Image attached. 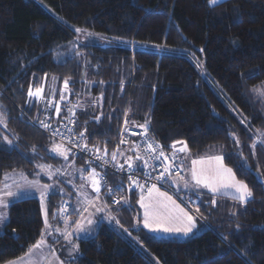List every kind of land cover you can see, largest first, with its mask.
I'll list each match as a JSON object with an SVG mask.
<instances>
[{"label":"trees","instance_id":"obj_1","mask_svg":"<svg viewBox=\"0 0 264 264\" xmlns=\"http://www.w3.org/2000/svg\"><path fill=\"white\" fill-rule=\"evenodd\" d=\"M77 30L99 37L61 59ZM134 43L145 48L131 49ZM65 81L69 101L60 103ZM262 86L264 0H0V186L9 173L33 178L40 163L54 160L60 144L33 124L49 110L51 122L74 115L85 145L108 154L128 109L166 149L182 144L195 157L221 155L251 198L192 194L203 231L159 239L131 229L139 197L126 189L120 212L138 245L102 226L75 244L69 264H264V100L256 95ZM39 88L42 99L29 97ZM62 200L57 193L48 198L53 225ZM7 214L0 264L27 254L46 226L35 197L13 202Z\"/></svg>","mask_w":264,"mask_h":264},{"label":"rangeland","instance_id":"obj_2","mask_svg":"<svg viewBox=\"0 0 264 264\" xmlns=\"http://www.w3.org/2000/svg\"><path fill=\"white\" fill-rule=\"evenodd\" d=\"M96 37H99V36H97L96 34L90 31H80V30L78 31L77 30L76 43L72 45L71 47H69L66 52H64L61 59H65V58H69L73 56V54L76 52L78 48H80L82 45L88 42L89 39H96ZM135 48L143 49L145 48V45H141V44L139 45V44L134 43L132 44L131 49H135ZM57 61L62 62L58 59ZM194 61L196 62L198 66H202L200 59L194 58ZM198 69L201 71L203 78L213 89L218 88V85L216 83L211 82L207 78L206 70L204 67L202 68L198 67ZM63 89L65 91V94H63L64 99L60 97L61 99L59 101L60 103H65L69 101V94H68L69 90H68V87L67 88L65 87V84L63 85ZM256 95L258 97H261L264 100V86L257 89ZM50 105H55V103L50 104ZM0 129H5V118L1 110V105H0ZM62 148H64V146H61V144L56 147V149L60 151H62ZM189 153H190L189 151H186V154L185 155L183 154L181 156L182 157L181 158V161H182L181 168H182V173L184 175V179L182 178L183 180L182 179L174 180L169 184V186L175 191L182 190V193H180L179 195L180 200L186 201L189 203L190 193L199 194L201 192L211 193L212 196L214 197L221 196V197H229L231 199L239 200L240 192L236 190L235 185L243 184V183L238 182L235 179L232 171H231V174L225 171V170H230V169L223 164L221 156L195 158ZM194 161L196 162L195 164H194ZM50 167H52L50 164L47 165V164L40 163L38 165V171L33 174L34 175L33 178L30 179L28 176L22 173L20 174V176H13L12 179L9 181H7V178H5L6 180L4 181V184L0 186V201H2L3 203H6L7 207L9 204H11L12 202L16 200H20L24 198H31V197H35L39 199L42 213L45 219L44 221L46 222L45 230H44L43 236L40 239V241L37 244H35L24 256L18 259L9 261L5 264H69V261L70 259L74 257V254H77L76 253L77 251H75L73 247L75 244L78 243L79 241L78 238L82 236L78 237L79 231L73 232L69 236L72 229L67 234V236L69 237L64 242L65 246L61 247L62 245L61 244L57 247L55 251H52L49 248V242L47 241V238H48L47 232L51 231L52 229H55L58 232V235H60L58 238V242H61L67 237L66 236L67 227L61 226L60 224L53 225V226L50 224H47V201H48L47 198L48 197L46 198V192L49 193V192H53L52 190H56V186L62 185L61 183L59 184V182H62L63 185L70 187L71 190H74V188L71 187L73 185V181L70 182L68 180H64L63 177L59 174V173L64 174L62 172L61 166L59 165L56 166L54 168V172L49 169ZM81 169L90 171L89 174L81 176V181H82L81 184H83V181L86 180V183L88 185L89 184L92 185L93 179H95L96 173L97 171L99 172V170H96L95 167L89 166V165L82 167ZM193 171H195L197 173V176L201 179L200 184H197L193 180V176H192ZM72 172H74V170ZM54 173L57 179L55 181H52V183L41 181V177L49 178V176H51ZM99 175H100V172H99ZM90 188L92 189V186ZM209 189H212V190L210 191ZM91 191L93 194L97 192L94 190H91ZM89 194H90L89 189H87L86 196ZM145 194H146L145 191L139 190L138 197L140 199V202H142V204L144 205L147 200V198H144ZM79 198H80V193H75V194L68 193V197L66 200H68V202L71 201L72 199L77 201ZM175 200L180 205H182L183 207L185 206L187 209L193 212V215L199 225L197 233L187 238L190 239L200 234V232L203 231V228L206 225L205 222L194 212L193 206H192V209H190L187 205H185L179 199L176 198ZM84 202H83V205L85 204ZM140 202H138V205ZM7 207L0 206V215L6 217L3 220V222L0 223V228L4 225V223L7 220V217H8ZM83 213H84L83 215L84 220H87L85 224L88 225L87 229H83V230L81 229L80 232H82L83 235L86 234V233H83L85 231L90 234L88 236L93 238L97 235L99 229L102 226H106V227L112 228L113 230H115L121 236L125 238H131L134 244L138 245L137 239L132 236V234L126 227V225L124 224L120 225L117 222L114 213L108 208L107 202L104 198L93 200L92 204H89L86 207V209H84L83 212H81V217ZM80 218H78L77 220H79ZM200 221L202 222V225L200 224ZM139 228H143V223H141L140 213L133 215L132 226H131V229H134V230H137ZM159 234L163 235L162 233H159ZM62 235H65L64 239L61 238ZM152 264H159V263L157 260H153Z\"/></svg>","mask_w":264,"mask_h":264},{"label":"built area","instance_id":"obj_3","mask_svg":"<svg viewBox=\"0 0 264 264\" xmlns=\"http://www.w3.org/2000/svg\"><path fill=\"white\" fill-rule=\"evenodd\" d=\"M51 114L49 110L40 121L33 122L34 126L64 146L72 159H82L87 165L99 170L98 194L107 196L111 208L116 209L121 206L122 194L126 189L129 191L151 190L154 186V188L171 193L180 200V193L173 190L169 184L172 180L183 178L182 148L178 144L169 149L162 147L153 136L129 118L128 109H125L122 114L116 144L108 154L97 153L85 145L84 137L76 131L74 115L61 121L51 122L55 120ZM126 147H132L135 150L142 167L129 168L127 161L119 159L120 150ZM115 180L118 182L115 183ZM182 202L192 209L194 202L191 199L189 203ZM57 217L59 224L67 227V236L76 220L81 217V213L73 215L70 203L62 200ZM64 237L65 235H62L61 238L64 239Z\"/></svg>","mask_w":264,"mask_h":264},{"label":"crops","instance_id":"obj_4","mask_svg":"<svg viewBox=\"0 0 264 264\" xmlns=\"http://www.w3.org/2000/svg\"><path fill=\"white\" fill-rule=\"evenodd\" d=\"M223 1H225V0H219L218 3L223 2ZM218 3H216V4H218ZM210 4L215 5V4H212L211 2H210ZM38 90H39V94L33 95L31 98H34L37 100L43 98V89L42 88L34 89L32 91H33V93H37ZM50 92H51V90H50ZM53 93L54 92H52L50 94L52 95ZM62 98L64 99V96ZM178 145H180V147L182 148V155L183 154L185 155L186 151H188L186 149V147H184V145H182V144H178ZM189 154H191V153H189ZM65 156L67 157V159H65ZM213 156H221V155L216 154V155H208L205 157H213ZM205 157H201V158H205ZM195 158H200V157H195ZM119 159L127 161L132 166L142 167V164L140 163V161L138 159L137 153L135 152V150L132 147L122 148L120 150ZM222 162H223V159H222ZM50 165L52 167H50L49 169L52 170L53 172H54V168L56 166H58V165L61 166L62 172L64 174H61L59 172H57V173H59L63 177L64 180H68L70 182L73 181V185L71 187H73L74 190H71L70 187L63 185L62 182H59V184L61 183L62 185L56 186V190H52L53 192H49V193L46 192V198L47 197L49 198V196L53 193H57L63 198V200H66L68 197V193H73V194L80 193V198L77 201L74 199L69 201L70 205H71V212L73 215L83 212V210L86 209V207L89 204H92L93 200H97L99 198L100 199L104 198L107 202L108 208L114 213L117 222L120 225H123V223H124L123 220L125 218L124 217L125 215L121 214L120 209H122L126 205L125 197L124 196L122 197L121 207L114 209V208H111L109 206L107 196L99 195L98 192H96L94 194L92 193L91 190H94V188L96 187V185H94L93 182H92V185L91 184L88 185L86 183V180H84L83 184H81L82 183L81 176H84V175L90 173L89 170H84L81 168L88 166V165H82V164L78 163L77 160L72 159L71 155L69 154V152L65 148H62V151L55 149L54 160L51 162ZM73 170H74V172H72ZM20 174H22V173L12 172V173L7 174L4 177L2 185L4 184V181L6 180L5 178H7V181H9L12 179L13 176H20ZM65 178H67V179H65ZM98 178H99V172L97 171L95 179H98ZM56 179L57 178H56L55 173L52 174L51 176H49V178L41 177V181H45L48 183H52V181H55ZM183 179H184V175H183ZM175 180H178V179H175ZM172 181H174V180H172ZM91 186H92V189L90 188ZM87 189H89L90 194L86 196ZM143 191L146 192L144 198H147V200L145 202V205L143 204L144 206L142 207V202H140V199H139L138 202H140V203H139L138 207H139V213L141 214V223H143V229L147 233H149L150 235H152L156 238H159V239L176 238V239H180V240L189 239L187 237H190L191 235H194L195 233H197L199 225H198V222L193 215V212L191 210L187 209L185 206L183 207L182 205H180L175 200L177 198L176 196L172 195L171 193H169L167 191H164V190L158 189V188H155L154 191L152 189L151 190H143ZM135 192H137V194H139V190L135 191ZM178 192L182 193V190L181 191L178 190ZM160 193H163L164 195L161 196ZM192 194L190 193L189 196H191ZM209 194H211V193H209ZM168 197H170V199H167ZM190 199L194 202L193 198H190ZM84 201H86V202H84ZM83 202L85 203L84 205H83ZM11 204H9L8 207ZM8 207H7V211H8ZM146 212H148L152 215L153 219H152L151 223L153 224V226L168 228V229H171V231H169V232H150L147 228L144 227L145 213ZM185 214H187V215H185ZM83 215H84V213L82 214V217H83V218L81 217L82 219L80 218L79 220H76V223H74L73 228L69 234V236H70L73 232L79 231L78 237L82 236V237L78 238L79 240H85V239L91 238L90 236H88V235H90L89 233L84 231L83 233H86V234L83 235L82 232H80L81 229L82 230L87 229V227H88V225L85 224V222H87V220H84ZM188 216L192 217V223L195 224V227L192 228V231L188 235H184V229L191 226V224L188 220ZM47 224H50L53 226V224L49 222L48 212H47ZM49 233H51V234H49ZM159 233H162L163 235H160ZM47 234H48L47 241L49 242V248L52 251H55L57 249V247L61 244H62L61 247L65 246L64 242L69 237V236H67L63 241L58 242V238L60 235H58V232L55 229L48 231ZM50 235H51V237H50ZM73 248L76 251L75 245ZM75 256H76V254H74V257Z\"/></svg>","mask_w":264,"mask_h":264},{"label":"snow or ice","instance_id":"obj_5","mask_svg":"<svg viewBox=\"0 0 264 264\" xmlns=\"http://www.w3.org/2000/svg\"><path fill=\"white\" fill-rule=\"evenodd\" d=\"M210 2L212 4H216V3L219 2V0H210ZM65 87L66 88L68 87L67 81H65ZM38 94H39V90H38L37 93H33V91L31 89H29V93H28L29 97H32L33 95H38ZM57 112H59V108L58 107H57ZM141 127H143V126H141ZM173 147H175V146H173ZM113 158H115V154H113ZM65 159H67L66 156H65ZM195 163L196 162L194 161V164ZM129 168H132L131 164H129ZM225 171H227L229 174H231V170H225ZM192 176H193V180L197 184L201 183V179L197 176V173L195 171H193ZM99 183H100V181L98 179H93V184L96 185V187L94 188V191H97V192L99 191ZM235 187H236V190L238 192H240L239 200L242 203L247 202V200L251 198V192L248 191L246 185L238 184V185H235ZM117 190H119V189H117ZM152 190L153 191L155 190L154 186H153ZM209 190L211 191L212 189H209ZM160 195L163 196L164 194L160 193ZM167 199H170V197H168ZM117 203H119V201H117ZM0 206L7 207V204L3 203L2 201H0ZM143 206L144 205L142 204V207ZM185 215H187V214H185ZM5 218H6L5 216L0 215V223H2ZM152 219H153L152 215L150 213L146 212L145 213L144 227L147 228L150 232H169V231H171V229H168V228L153 226V224L151 223ZM188 220H189L191 226L186 228V229H184V235H188L192 231V228L195 227V224L192 223V217L191 216H188Z\"/></svg>","mask_w":264,"mask_h":264},{"label":"water","instance_id":"obj_6","mask_svg":"<svg viewBox=\"0 0 264 264\" xmlns=\"http://www.w3.org/2000/svg\"><path fill=\"white\" fill-rule=\"evenodd\" d=\"M57 217V212L54 213V220L56 219Z\"/></svg>","mask_w":264,"mask_h":264}]
</instances>
